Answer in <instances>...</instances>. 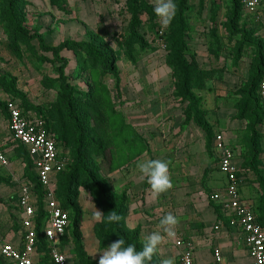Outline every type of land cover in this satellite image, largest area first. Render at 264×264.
Here are the masks:
<instances>
[{
    "label": "rangeland",
    "instance_id": "1",
    "mask_svg": "<svg viewBox=\"0 0 264 264\" xmlns=\"http://www.w3.org/2000/svg\"><path fill=\"white\" fill-rule=\"evenodd\" d=\"M243 1L239 0L241 18L232 27L229 25L234 10L232 0L189 1L192 39L189 53H196L195 48L199 49L204 64H200L201 67L218 70L206 82L204 89L195 90L203 98V109L209 110L208 120L214 126L216 123L223 125L233 120L230 111H235L234 108L237 116L242 112L246 100L243 91L256 64L255 54L262 30L245 10ZM7 2L8 0H0V102L5 103L8 98L22 102L26 99L34 109L40 106L48 108L52 128L60 137L62 149L69 151V163H72L70 155L73 154L71 157L75 158L79 137L65 105L60 101L69 88L64 87L58 71L62 62L55 59L52 53L43 51L37 39L31 40L30 44L14 39L5 14ZM19 15L23 26L31 34H42L48 45L56 46L67 39L76 42L90 41L115 63L117 76L107 72L101 60L94 61L84 53L70 50L61 53L68 59L64 69L66 82L73 86V92L80 97L78 107L81 128L85 131L84 140H90L84 145V152L82 150V158L89 166L88 169L99 174L103 172L100 168L101 157L96 154L95 147L100 142L112 152L114 163L125 176L131 172L130 166L138 161L159 159L167 162L173 186L154 198L150 185L146 182L143 193H136L134 203L139 206L144 198H148L149 212H146L151 218V228L159 225L167 212L183 218L191 233L196 230L195 227L199 228L203 223L202 218L217 204L212 196L223 195L225 177L215 165L213 146L212 155L206 149L202 127L194 121L187 125L181 124V120L184 122L185 119L183 109L187 103L176 96V79L172 69L166 64V39L170 26L166 30L161 29L153 11V0H143V3L141 0H58L56 5L50 0H26ZM134 16H137L135 31L146 40L147 45L142 48L137 44L134 49L127 50V41L133 34L131 22ZM213 32H217V40ZM246 35L250 45L244 44L242 57L235 63L237 49ZM208 49L210 52L218 51L216 58L219 63L215 66L210 65ZM11 86L22 96L15 97L12 90L8 89ZM82 93L93 94V97L88 99ZM220 97L224 100H220ZM222 101L225 105L221 111H217L216 107ZM259 105L262 106L261 101ZM249 110L236 130L244 151L254 127ZM99 112L104 113L103 123L97 115ZM5 115L6 113L0 112L3 140L7 138L9 130ZM131 122H136L139 129ZM216 128L214 133L219 132ZM259 129L261 130V126ZM124 132H129V135ZM141 136L143 141L140 140L138 144L143 152L133 157L128 153L130 142ZM261 143L264 148L262 135ZM15 146L9 143L2 147L10 164L6 167L0 164V175L8 178L10 185L0 183V216H5L0 224L9 233L10 230H15L16 234L20 208L13 204L17 203L18 180L25 178V163L14 153ZM132 147L137 149L134 145ZM262 158L264 176V153ZM208 165H211V170L204 177ZM84 177L86 178L83 176L82 181ZM106 178L111 181L108 175ZM128 182V189L133 185L134 190H137L139 176ZM245 187L244 197L256 206L258 214L264 220V189L255 173L247 175ZM63 190L66 188L57 180L55 194L46 200V205L52 201L61 204ZM79 190V200L85 210L83 229L81 228L85 248L91 257L92 253H97L92 258L98 261L99 243L93 230L99 222L94 219V212L96 208H100L95 204L94 193L83 187ZM46 195L48 198V193ZM5 219H11L15 229L12 225L9 226L10 221L4 223ZM159 230L160 227H157V231ZM1 234L6 235L5 232ZM177 234L182 235L179 229ZM144 239L141 234L142 242ZM63 245L69 264H80L75 254L74 242L70 240ZM156 257L163 260L159 251ZM1 263L7 264L3 260Z\"/></svg>",
    "mask_w": 264,
    "mask_h": 264
},
{
    "label": "trees",
    "instance_id": "2",
    "mask_svg": "<svg viewBox=\"0 0 264 264\" xmlns=\"http://www.w3.org/2000/svg\"><path fill=\"white\" fill-rule=\"evenodd\" d=\"M53 5H56L58 0H50ZM138 1V0H136ZM190 0H175L177 6L176 14L170 25V31L168 33L166 43L168 46V54L166 64L172 69L173 76L175 77V93L177 97H180L182 101L187 103V106L183 109L185 119L183 124H190L192 121L196 122L205 132L206 139V149L208 153L212 155V146L216 135L219 132L214 133V125L208 120L209 110L203 109V98L200 95L195 93V90H202L206 86V82L213 78L214 74L218 72L216 69H205L202 68L198 59L197 54L189 53L190 50V39H191V24L189 21V10H190ZM143 3V0H141ZM146 3V2H145ZM233 3V17L229 22L230 27L235 23L239 22L241 18L240 7L241 4L239 0H232ZM26 0H8L6 5V18L8 20L9 26L12 29L14 39L16 41H22L26 44H30L31 40L37 39L40 48L45 52H50L55 59L61 61L62 64L59 67V74L63 80L64 87L68 88L64 94L61 96L60 101L65 105L69 119L73 122L76 132L79 137V145L74 153L75 158H72L73 154L70 155V161L65 170L61 171L57 175V180H59L60 185H63L66 190H63L62 195V207L69 211L71 222L66 230L65 236L62 239V245L66 244L68 241L72 240L75 244V254L79 259L80 264H98L97 260H94L86 251L84 236L82 234V222L84 216V210L80 203V188L83 187L86 190L94 193L96 196L95 204L99 206L100 210L104 214V222H98L94 227V234L99 241V250H104L107 246L113 241L121 238L125 241V246L131 244L135 245L137 250L142 249L143 242L141 240V226L137 225L134 228L129 227L126 224L128 214L130 212L129 207V195L126 190L122 192H117L113 188V184L106 177L112 171L116 169L115 161L113 160L112 152L109 151V148L103 144V142L97 143L95 147L97 148V155L101 157L100 168L102 169V174L95 173L93 170L88 169L85 160L82 158V150L84 145L88 144L90 140H84L85 131L81 128V119L79 113L78 102L80 97L78 94H75L72 90L73 86H70L66 80V74L64 69L68 63V59L61 55L62 51L70 50L77 53H84L89 58L92 57L94 61H102L104 69L107 72L114 73L117 76V71L115 63L110 59L107 54L105 55L98 46H95L90 41H79L74 40H63L56 46L48 45L45 41V38L40 33L31 34L22 23L20 18V11L22 6H25ZM244 6V1L242 3ZM137 16H134L131 22L132 33L129 40L127 41V50L134 49L135 45L140 47H145L147 44L146 40L141 38L138 33L135 31L137 27ZM229 28V27H228ZM217 32H219L217 30ZM217 32H213L215 40H217ZM215 42V41H214ZM258 50L255 54L256 64L253 67L251 72V78L243 93L246 97V100L243 103L242 112L238 114L237 118L244 119L246 117V112H248L252 117L254 122V127L252 128L251 135L247 140V145L244 149H241L238 153V157L241 158L240 166L242 168V176L244 181L247 178V175L250 172L255 173L260 180L262 188L264 189V176H263V158L264 148L261 143V135L264 136V107L259 105L261 98L258 95V87L261 80L264 77V52L262 46V38L259 40ZM244 44L250 45L248 35L245 36V40L242 41L241 45L237 49V55L235 63H237L241 57L244 49ZM214 55L217 56L218 51H213ZM12 90V94L15 97L22 96L18 91L15 90L13 86L8 88ZM88 99L93 97V94L82 93ZM79 94V95H82ZM92 96V97H91ZM25 102H22V106L25 110H34L39 114L40 117L46 119L47 127L56 136L58 143L61 145L59 135L53 130L48 108H33L26 99ZM262 103V102H261ZM263 107V109H262ZM0 112L6 113L5 118L9 119V112L7 109V100L5 103L0 102ZM100 118L101 123L104 122V113L99 112L97 114ZM261 126V130L259 129ZM132 126V125H131ZM129 135V132H124ZM133 139V138H132ZM142 140L141 138L133 139L130 142V149L128 153L130 155H137L142 149L139 147L138 142ZM15 144L13 149L14 153L18 157L23 159L25 163L24 176L26 179L31 180L34 185V192L38 198V207H37V222L40 224L41 220L47 214L46 210V190L44 189L41 181L38 176L33 171V161L31 159V154L27 151V148L14 140H9L6 142ZM132 145L136 146L137 149H133ZM235 149V148H234ZM211 151V152H210ZM84 152V150H83ZM143 152V151H142ZM129 157V156H128ZM74 161V162H73ZM215 165L217 166V161L215 160ZM104 168V169H103ZM211 170V165H208L204 171V177ZM219 170V169H218ZM84 177V180L81 179ZM106 176V177H105ZM0 183H5L10 185L8 178L0 175ZM18 198V196H17ZM212 203V202H211ZM214 209L217 213V218L222 217L221 205L215 204ZM111 212H116L121 216V220L113 223H109L106 220L107 215ZM255 214L257 220L264 226V220L261 215L258 214V210L255 206ZM20 221V220H19ZM19 227V226H18ZM39 232V231H38ZM69 234V235H68ZM38 250L43 256H40L36 264H54L50 255L49 249L47 247V242L42 235H39ZM1 260L7 263L0 256ZM151 264H161V259L153 256Z\"/></svg>",
    "mask_w": 264,
    "mask_h": 264
},
{
    "label": "built area",
    "instance_id": "3",
    "mask_svg": "<svg viewBox=\"0 0 264 264\" xmlns=\"http://www.w3.org/2000/svg\"><path fill=\"white\" fill-rule=\"evenodd\" d=\"M245 10L249 12L253 22L261 26V38L264 52V0H257L253 8L244 0ZM264 77L258 87V95L264 107ZM9 130L5 140L0 136V164L9 166L10 162L2 150L9 140L23 144L33 161V171L38 176L44 189L52 198L57 183V175L65 170L69 163V151L62 149L56 136L47 127L46 119L34 110H25L18 99L8 98ZM264 131V130H263ZM1 132V131H0ZM214 159L218 169L224 174L226 184L223 195L216 194L212 198L221 205L222 217H218L215 230L222 227L236 228L241 241L247 250L252 264H264V226L257 220L255 205L245 198L241 191L244 183L242 168L238 162V151L226 141L223 134L218 133L213 142ZM34 183L24 178L18 180L17 205L20 208L21 241L15 243L0 234V256L11 264H36V255L43 256L38 250L39 235H42L49 249L54 264H69L62 239L71 222L69 211L57 201L46 205L47 214L37 222L38 198L34 192ZM178 230V229H177ZM172 237L174 244L180 249L179 264H197L191 244L183 235ZM39 231V232H38ZM205 264H224V256L220 245L212 248V260Z\"/></svg>",
    "mask_w": 264,
    "mask_h": 264
},
{
    "label": "crops",
    "instance_id": "4",
    "mask_svg": "<svg viewBox=\"0 0 264 264\" xmlns=\"http://www.w3.org/2000/svg\"><path fill=\"white\" fill-rule=\"evenodd\" d=\"M195 49H196L195 52L197 54V59H198L199 63L202 65L203 63H202L201 57H200V50L197 48H195ZM208 52L210 53V56L208 58L210 65H214V66L217 65L219 63V61L217 60L214 53L212 51L210 52L209 49H208ZM220 100H224V99L222 97H220ZM224 105L225 104L223 103V101L221 103H218V105H217L218 107H216V110L221 111V109H223ZM234 109H235V111H230V114L232 115L231 118L233 117V120H231L229 123L225 122V124H223V125H219V123H216L214 128L217 127L219 130V133L223 134V136L225 137L226 141L230 144V146L234 147L236 149V151H238V153H239V151L242 149V146L240 145V138H239L236 130H237V128H239V125H240L242 120L237 118L236 108H234ZM209 114H210V112H209ZM181 121H182L181 124H183V120H181ZM210 122L212 123V121H210ZM131 124L137 128L136 122H131ZM137 129H139V128H137ZM0 136H1V132H0ZM144 136H147V135L144 134ZM213 159H214V157H213ZM238 162L239 163L241 162V158H239V157H238ZM130 168H131V172L128 173L127 176H125L118 167H116V169L114 171H112L108 176L111 178L113 188L117 192H122L124 190H127V193L129 195V204H130V206H129L130 212H129L128 217H127L128 226L131 228H134L137 225H140L142 230H143V231H141L142 232L141 234L144 235V237H146L147 235H149L153 231H157V227L159 228V225H157L154 228H151V225H152L151 224V218L147 214V212H149L148 202H147L148 198L147 197L144 198L139 203V206H136V203H134L135 199H136L135 198L136 193H139L140 191H142V193H143L147 180L144 178L142 179L141 173L137 172V169H136L137 168V162H136V164H132V166H130ZM136 176H139V182H138V185L136 187L137 190H134L133 185L131 186V188L128 189L127 188L128 186H126V184L129 183L128 181L130 179H133ZM14 178L16 179L15 175H14ZM223 181H224V186H225L226 180L223 179ZM245 188L246 187H245V181H244V183L241 186V191H242L243 196L246 195L245 194ZM17 196H18V194H17ZM17 200H18V198H17ZM16 205H17V203L13 204V206H16ZM146 205H147V207H146ZM17 207H18V205H17ZM167 213H171V212H167ZM4 217L5 216H0V221ZM177 219L179 220V223L176 226V229H179V231L184 236L186 242L191 244L193 251H194V254H195V259H196L197 264H205V263L212 260V248L213 247H211V246L215 245V244L220 245L222 248V252H223V256H224V264H252V260L249 256L247 250L245 249L244 245L242 244L240 232L236 228H231V227L226 226V227H222V229H220V230H215L214 226H215L218 218H217V213H216L214 208L209 209L208 215L206 217L202 218L203 223L200 224L199 228L195 227L196 230L195 231L193 230L192 233L189 229L186 228L187 225L184 222L183 218L177 217ZM19 220H20V218H19ZM7 221H10L11 223L9 226L12 225L15 229L16 226L14 223L12 224V220L11 219H5L4 223H6ZM16 225H17V227L18 226L19 227H18V230H16V234H15V230H10V233H9L8 229L7 228L5 229L4 225L0 224V234L5 232L6 235L5 236L3 235V236L7 240L13 241L15 243L20 242L21 241L20 221ZM82 229H83V222H82ZM93 234H94V230H93ZM98 243H99V241H98ZM105 250L106 249L100 250V252H103ZM158 251H159L162 259H166V258L171 257V258H174L175 264H179L180 249L175 246L173 238H167L166 237V242L159 246ZM39 258H40V255L35 256V260L38 261ZM7 264H11V263L7 262Z\"/></svg>",
    "mask_w": 264,
    "mask_h": 264
},
{
    "label": "clouds",
    "instance_id": "5",
    "mask_svg": "<svg viewBox=\"0 0 264 264\" xmlns=\"http://www.w3.org/2000/svg\"><path fill=\"white\" fill-rule=\"evenodd\" d=\"M248 7L253 8L257 0H245ZM177 6L174 0H153V11L158 18L162 30H166L175 17ZM264 88V85L261 86ZM137 168L142 177L150 185L153 197L168 191L173 185L169 173L168 163L159 159H147L137 162ZM94 219L103 223L104 214L96 208ZM107 222H119L121 216L116 212H111L106 217ZM179 220L172 213L163 216L159 222L161 230L153 231L147 235L143 242V247L137 250L135 245L125 246V241L121 238L113 241L106 250L99 252L98 264H151L153 256L158 253L159 246L166 242L167 238L175 236L174 229ZM97 253H92L95 258ZM161 264H175L174 258H166Z\"/></svg>",
    "mask_w": 264,
    "mask_h": 264
}]
</instances>
